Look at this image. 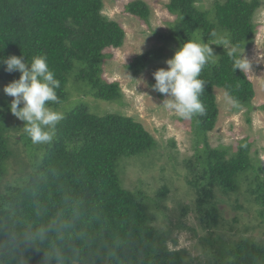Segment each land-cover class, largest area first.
Returning a JSON list of instances; mask_svg holds the SVG:
<instances>
[{"label": "trees", "instance_id": "obj_1", "mask_svg": "<svg viewBox=\"0 0 264 264\" xmlns=\"http://www.w3.org/2000/svg\"><path fill=\"white\" fill-rule=\"evenodd\" d=\"M197 1L168 0L174 19L158 36L176 48L187 39L202 41L218 54L200 75L205 113L193 120L204 136L218 116L215 87L225 90L235 107H252V81L235 62L244 64L239 51L253 42V16L261 1L213 0L209 9ZM102 8L103 0H0V59L23 55L31 62L45 56L60 81L53 109L85 87L95 98L118 101L120 86L103 78L102 63L104 50L121 46L125 31ZM125 10L143 20L149 14L144 0L127 2ZM225 40L230 48L221 52ZM151 51L128 64L133 73L141 71ZM5 67L0 63V80L19 78L18 71ZM76 88L80 93L71 90ZM83 100L63 114L50 144H33L24 122L11 113L9 96L0 93V264H195L183 249L165 245L164 235L151 224L148 205L121 184V159L153 149L156 140L133 117L91 112ZM20 150L29 161H23ZM12 164L20 175L9 179ZM189 169L198 216L206 226L218 224L217 207L208 199L213 188L230 193L244 183L264 208L262 167L245 138L235 151L205 142ZM201 239L211 258H197L196 264H264L263 242L244 237L226 242L211 231Z\"/></svg>", "mask_w": 264, "mask_h": 264}, {"label": "rangeland", "instance_id": "obj_2", "mask_svg": "<svg viewBox=\"0 0 264 264\" xmlns=\"http://www.w3.org/2000/svg\"><path fill=\"white\" fill-rule=\"evenodd\" d=\"M129 1L103 0L102 8V13L119 23L125 31L121 46L104 50L107 55L102 63L103 78L108 82H118L121 97L118 101H104L87 94L85 87L79 94L85 97L70 95L55 110L64 114L78 99L85 98L83 101L88 103L91 112H120L131 116L153 136L156 140L153 149L121 159L119 175L122 186L138 192L148 205L151 224L164 235L163 241L169 249H183L196 264L197 258H211L207 241L201 239L208 231L226 242L244 237L264 243V208L246 190L244 183L238 191L230 193L213 188V195L208 199L217 207L216 226H206L200 220L195 189L189 183V178H192L189 162L194 161L195 154L202 151L205 142L209 147L225 146L229 151H235L243 138L250 144L251 156L260 161L262 170L259 173L264 178V109L259 108L264 103V0H260L261 4L253 16L256 24L253 42L239 51L247 66L244 70L254 87L252 107H235L225 90L215 87L218 116L214 127L204 136L195 130L193 117L183 119L166 109L163 104L165 96H159L152 87L153 69L159 65L166 68V59L176 49L174 42L164 41L158 36L159 32L168 31V22L174 19L166 9L168 0H144L149 8L144 20L125 10ZM212 1L198 0L197 5L209 9ZM220 47L223 52L230 48V43ZM149 50L152 51L141 71L133 73L128 64ZM213 52L217 57L214 49ZM7 83L0 80V93H4L3 87ZM76 89L71 90L80 93ZM20 157L29 161L22 150ZM18 175L20 173L12 164L7 177L12 179Z\"/></svg>", "mask_w": 264, "mask_h": 264}, {"label": "clouds", "instance_id": "obj_3", "mask_svg": "<svg viewBox=\"0 0 264 264\" xmlns=\"http://www.w3.org/2000/svg\"><path fill=\"white\" fill-rule=\"evenodd\" d=\"M221 44L225 47L227 42ZM215 56L210 44L187 39L166 59V68L160 67L153 72L155 83L152 87L165 96L166 109L183 119L205 113L200 100L205 83L200 75ZM0 63L6 66L5 71L20 73L18 79L3 87L4 93L12 97L11 113L24 122V132L33 144H50L64 115L50 106L58 101L56 89L60 87V81L49 68L46 57L34 56L27 62L23 55H10L0 59ZM245 67L239 60L235 62V68ZM233 104L236 106L235 102Z\"/></svg>", "mask_w": 264, "mask_h": 264}]
</instances>
